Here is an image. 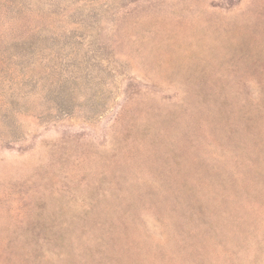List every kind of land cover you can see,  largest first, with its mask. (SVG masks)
<instances>
[{
	"label": "rangeland",
	"instance_id": "obj_1",
	"mask_svg": "<svg viewBox=\"0 0 264 264\" xmlns=\"http://www.w3.org/2000/svg\"><path fill=\"white\" fill-rule=\"evenodd\" d=\"M0 264H264V0H0Z\"/></svg>",
	"mask_w": 264,
	"mask_h": 264
}]
</instances>
